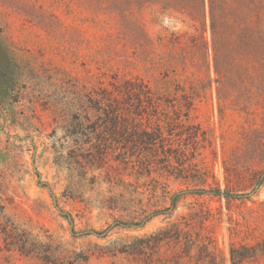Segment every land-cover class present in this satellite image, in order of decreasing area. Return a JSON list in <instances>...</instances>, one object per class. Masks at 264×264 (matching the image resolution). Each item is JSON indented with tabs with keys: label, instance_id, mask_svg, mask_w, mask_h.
I'll use <instances>...</instances> for the list:
<instances>
[{
	"label": "rangeland",
	"instance_id": "374dc122",
	"mask_svg": "<svg viewBox=\"0 0 264 264\" xmlns=\"http://www.w3.org/2000/svg\"><path fill=\"white\" fill-rule=\"evenodd\" d=\"M213 1L0 0V264H264L262 33Z\"/></svg>",
	"mask_w": 264,
	"mask_h": 264
},
{
	"label": "trees",
	"instance_id": "16d2710c",
	"mask_svg": "<svg viewBox=\"0 0 264 264\" xmlns=\"http://www.w3.org/2000/svg\"><path fill=\"white\" fill-rule=\"evenodd\" d=\"M201 3L205 5L207 2L205 0H201ZM253 10H254V25L256 31L259 33H262L261 35H257L253 37V53H252V59L260 61L262 60V64L264 65V31H260V27L264 26V0H252ZM207 7L209 9V19H210V26L211 29H214V25L217 21V16L215 14L214 10V1L208 0ZM226 15L219 17L220 19H224ZM259 52H262V55H258ZM0 56L3 57V61H0L2 65L8 66L10 65V57L4 52L3 46L0 44ZM12 60V59H11Z\"/></svg>",
	"mask_w": 264,
	"mask_h": 264
}]
</instances>
